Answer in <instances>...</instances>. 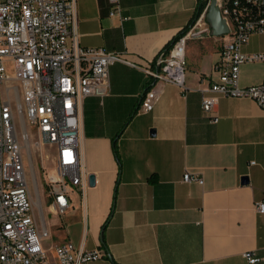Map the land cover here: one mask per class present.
<instances>
[{
  "label": "crops",
  "instance_id": "0c3cea01",
  "mask_svg": "<svg viewBox=\"0 0 264 264\" xmlns=\"http://www.w3.org/2000/svg\"><path fill=\"white\" fill-rule=\"evenodd\" d=\"M197 3L119 0L120 14L109 15L107 0H76L79 45L126 52L134 65L114 63L108 92L82 101L83 189L70 191L62 214L47 195L34 215L37 228L47 231L48 260L55 262V245L71 241L108 254L85 264H264L244 257L264 256V213L257 210L264 201V109L248 97L218 95L213 123L201 107L221 40L211 33L188 40L184 89L158 82L153 109L140 108L142 93L153 86L143 68L188 24ZM242 50L264 54V33L252 34ZM239 81H264V59L242 63ZM186 172L203 183L184 182Z\"/></svg>",
  "mask_w": 264,
  "mask_h": 264
},
{
  "label": "built area",
  "instance_id": "2783aa9c",
  "mask_svg": "<svg viewBox=\"0 0 264 264\" xmlns=\"http://www.w3.org/2000/svg\"><path fill=\"white\" fill-rule=\"evenodd\" d=\"M107 1L109 15L120 14L119 0ZM216 1L229 31L218 37L221 47L211 94L201 101L213 123L218 121V95L248 97L264 109V81L247 86L239 81L242 63L264 59L263 53L242 50L252 34L264 33V0ZM209 3L184 34L143 68L153 86L142 93V111L152 110L159 99L156 83L184 89L186 45L210 34L205 16ZM76 18V0H0V264H85L108 256L101 248L88 250L66 241L54 246L55 262L48 260L42 243L47 231L35 223L24 161L28 154L16 128V120L21 121L22 140H27V122L52 146L55 173L47 178L48 195L54 211L62 214L70 191L83 189L77 153L82 101L108 92L114 63L134 65L126 52L80 46ZM183 181L203 183L189 172ZM257 210L264 213V201L257 202ZM244 257L249 263L264 260L252 251Z\"/></svg>",
  "mask_w": 264,
  "mask_h": 264
},
{
  "label": "rangeland",
  "instance_id": "374dc122",
  "mask_svg": "<svg viewBox=\"0 0 264 264\" xmlns=\"http://www.w3.org/2000/svg\"><path fill=\"white\" fill-rule=\"evenodd\" d=\"M16 128L18 137L21 140L23 147L27 150L28 158L26 154H24L26 175L33 200L34 215L39 217L40 200L43 202L44 209V196H47L49 191V185L47 182L48 175L55 173L53 148L51 145L43 143L37 130L30 126L27 122V140H22L21 133L23 127L21 125V121L16 120ZM28 161L30 167L28 165ZM31 171L34 173V179H32Z\"/></svg>",
  "mask_w": 264,
  "mask_h": 264
},
{
  "label": "water",
  "instance_id": "95a60500",
  "mask_svg": "<svg viewBox=\"0 0 264 264\" xmlns=\"http://www.w3.org/2000/svg\"><path fill=\"white\" fill-rule=\"evenodd\" d=\"M206 21L210 28V33L215 37H220L228 33L229 28L226 20L222 17L220 8L216 0H210L208 9L206 11ZM243 184L248 183V177L243 176L241 179ZM89 184L94 185V176L89 175Z\"/></svg>",
  "mask_w": 264,
  "mask_h": 264
},
{
  "label": "trees",
  "instance_id": "16d2710c",
  "mask_svg": "<svg viewBox=\"0 0 264 264\" xmlns=\"http://www.w3.org/2000/svg\"><path fill=\"white\" fill-rule=\"evenodd\" d=\"M208 0H198V3H197V6H196V9L192 15V18L191 20L188 22V24L176 35V37L170 41L167 45L170 46L173 41L178 38L180 35L184 34L190 27L191 25L194 23V21L199 17V15L201 14V12L203 11L206 3H207ZM112 149H113V153H114V157L118 163V166L120 167L121 166V162H120V157H119V153H118V147H117V138H114L113 140V144H112ZM157 180V177L156 176H153L152 179H151V182H155ZM113 264H118L117 262L113 261Z\"/></svg>",
  "mask_w": 264,
  "mask_h": 264
},
{
  "label": "bare ground",
  "instance_id": "6f19581e",
  "mask_svg": "<svg viewBox=\"0 0 264 264\" xmlns=\"http://www.w3.org/2000/svg\"><path fill=\"white\" fill-rule=\"evenodd\" d=\"M26 146H27V144H26Z\"/></svg>",
  "mask_w": 264,
  "mask_h": 264
}]
</instances>
